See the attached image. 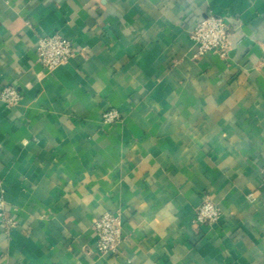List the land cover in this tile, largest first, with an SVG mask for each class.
<instances>
[{
  "label": "crops",
  "instance_id": "obj_1",
  "mask_svg": "<svg viewBox=\"0 0 264 264\" xmlns=\"http://www.w3.org/2000/svg\"><path fill=\"white\" fill-rule=\"evenodd\" d=\"M226 58L197 55L206 15ZM75 55L47 71L41 37ZM0 264H264V0H0ZM116 109L121 120L102 115ZM209 196L213 225L193 223ZM120 214L116 255L93 224Z\"/></svg>",
  "mask_w": 264,
  "mask_h": 264
},
{
  "label": "built area",
  "instance_id": "obj_2",
  "mask_svg": "<svg viewBox=\"0 0 264 264\" xmlns=\"http://www.w3.org/2000/svg\"><path fill=\"white\" fill-rule=\"evenodd\" d=\"M233 25L225 18L216 15H206L198 22L191 33V39L197 46V55L215 53L226 58L230 51V37ZM73 43L61 37L52 35L41 37L37 45V62L47 71L62 68L74 57ZM20 94L15 88L5 86L0 89V100L9 106L20 101ZM121 113L111 109L102 115L103 123L115 124L121 120ZM262 185L264 187V168L262 169ZM221 217V210L209 196L203 198L202 204L193 214V223L197 225H213ZM17 227V222L5 213L4 202L0 199V228L5 234H10ZM96 235V248L99 253L116 255L119 244L123 241V224L120 214L105 213L93 224Z\"/></svg>",
  "mask_w": 264,
  "mask_h": 264
}]
</instances>
